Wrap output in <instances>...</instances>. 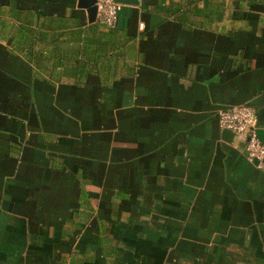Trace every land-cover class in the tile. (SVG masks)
Returning <instances> with one entry per match:
<instances>
[{
  "label": "crops",
  "instance_id": "crops-1",
  "mask_svg": "<svg viewBox=\"0 0 264 264\" xmlns=\"http://www.w3.org/2000/svg\"><path fill=\"white\" fill-rule=\"evenodd\" d=\"M0 0V264H264V0Z\"/></svg>",
  "mask_w": 264,
  "mask_h": 264
},
{
  "label": "built area",
  "instance_id": "built-area-1",
  "mask_svg": "<svg viewBox=\"0 0 264 264\" xmlns=\"http://www.w3.org/2000/svg\"><path fill=\"white\" fill-rule=\"evenodd\" d=\"M96 19L107 27H114L121 10L117 0H95ZM256 111L248 104H236L217 111V121L221 129L231 131L245 139L247 157L257 160L256 166L264 171V143L257 135Z\"/></svg>",
  "mask_w": 264,
  "mask_h": 264
},
{
  "label": "water",
  "instance_id": "water-1",
  "mask_svg": "<svg viewBox=\"0 0 264 264\" xmlns=\"http://www.w3.org/2000/svg\"><path fill=\"white\" fill-rule=\"evenodd\" d=\"M117 1L120 2L121 0ZM77 6L86 10L87 18L90 23L96 20L97 7L95 4V0H77ZM257 135L264 143V129L258 128ZM253 162L257 163V160H254Z\"/></svg>",
  "mask_w": 264,
  "mask_h": 264
}]
</instances>
